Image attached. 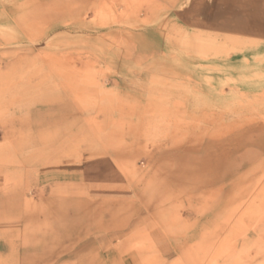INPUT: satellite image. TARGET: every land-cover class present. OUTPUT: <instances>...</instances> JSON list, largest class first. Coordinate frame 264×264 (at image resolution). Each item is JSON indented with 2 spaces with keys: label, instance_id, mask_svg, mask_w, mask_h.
Returning a JSON list of instances; mask_svg holds the SVG:
<instances>
[{
  "label": "rangeland",
  "instance_id": "obj_1",
  "mask_svg": "<svg viewBox=\"0 0 264 264\" xmlns=\"http://www.w3.org/2000/svg\"><path fill=\"white\" fill-rule=\"evenodd\" d=\"M0 264H264V0H0Z\"/></svg>",
  "mask_w": 264,
  "mask_h": 264
},
{
  "label": "crops",
  "instance_id": "obj_2",
  "mask_svg": "<svg viewBox=\"0 0 264 264\" xmlns=\"http://www.w3.org/2000/svg\"><path fill=\"white\" fill-rule=\"evenodd\" d=\"M117 177L111 163L101 157L41 167L38 169V223L49 212L56 216L61 201L64 204L93 199L96 191L111 188L108 185H114Z\"/></svg>",
  "mask_w": 264,
  "mask_h": 264
}]
</instances>
